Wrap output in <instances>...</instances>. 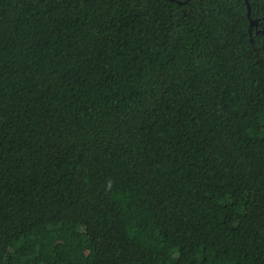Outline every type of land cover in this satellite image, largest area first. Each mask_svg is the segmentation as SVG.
I'll return each instance as SVG.
<instances>
[{
    "label": "trees",
    "instance_id": "16d2710c",
    "mask_svg": "<svg viewBox=\"0 0 264 264\" xmlns=\"http://www.w3.org/2000/svg\"><path fill=\"white\" fill-rule=\"evenodd\" d=\"M0 264H264V0H0Z\"/></svg>",
    "mask_w": 264,
    "mask_h": 264
},
{
    "label": "water",
    "instance_id": "95a60500",
    "mask_svg": "<svg viewBox=\"0 0 264 264\" xmlns=\"http://www.w3.org/2000/svg\"><path fill=\"white\" fill-rule=\"evenodd\" d=\"M249 16L251 17V9L249 11ZM253 22H257V21L256 20L255 21L253 20Z\"/></svg>",
    "mask_w": 264,
    "mask_h": 264
}]
</instances>
